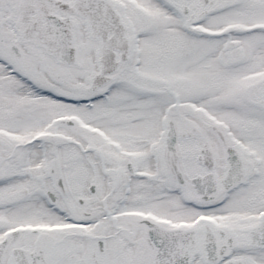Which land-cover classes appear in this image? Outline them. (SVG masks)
<instances>
[{
  "label": "snow or ice",
  "instance_id": "6c2138e0",
  "mask_svg": "<svg viewBox=\"0 0 264 264\" xmlns=\"http://www.w3.org/2000/svg\"><path fill=\"white\" fill-rule=\"evenodd\" d=\"M0 264H264V0H0Z\"/></svg>",
  "mask_w": 264,
  "mask_h": 264
}]
</instances>
